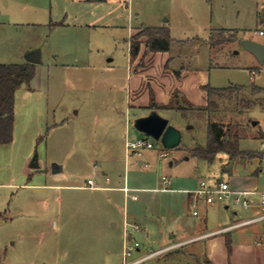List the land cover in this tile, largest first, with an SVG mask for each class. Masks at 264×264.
Returning <instances> with one entry per match:
<instances>
[{"label":"rangeland","instance_id":"374dc122","mask_svg":"<svg viewBox=\"0 0 264 264\" xmlns=\"http://www.w3.org/2000/svg\"><path fill=\"white\" fill-rule=\"evenodd\" d=\"M263 2L0 0V62L24 61L31 51H39L42 58L32 88L16 91L13 141L0 145V264H106L107 251H114L116 264L131 262L181 237L177 224L188 218V207L183 205L187 193L182 189L196 186L202 178L223 179L230 185L251 182L257 187L249 190L250 206L230 202L228 208L224 203L209 208V222L218 223L224 213L234 216L235 210L236 219L263 213L264 154L230 163L226 151L209 160L154 139L155 146L137 157L126 145L147 135L134 120L152 111L130 103V75L137 73L135 67L154 65L152 77L158 80L163 68L172 70L174 81L183 79L175 88L181 94L192 89V81L203 79L214 86L241 85L237 96L219 102L211 119L229 126L231 136L238 134L242 149L264 153V106L243 103L261 96L260 91L253 93L255 86L264 87V62L243 44L247 38L264 43L258 32L264 25L256 15ZM145 24L167 25L171 46L155 56L144 54L142 43L134 65L131 35ZM222 27L237 30V36L213 47L211 31ZM142 75L146 79L150 74ZM195 96L199 103L195 106L206 104ZM145 99L142 96L140 103ZM158 112L182 130L183 144H206V116L178 109ZM163 150L169 154L162 156ZM36 152L41 170L29 165ZM138 158L148 166L138 164ZM58 163L64 164V171L56 170ZM95 163L122 182L127 177L131 187L159 189L131 190L125 198L119 191L91 194L53 187L57 182L85 184ZM164 175L172 180L171 191L160 189L165 186ZM133 194L140 198H132ZM127 208L155 214L170 231L165 234L154 223L156 231H135L133 238L124 239ZM73 209L77 212L69 215ZM262 225L264 221L254 227ZM174 232L175 238L170 236ZM136 241L141 251L134 246L131 255L124 252L123 261L121 250ZM194 247L184 243L152 251L158 257L147 264H196L186 254Z\"/></svg>","mask_w":264,"mask_h":264},{"label":"crops","instance_id":"0c3cea01","mask_svg":"<svg viewBox=\"0 0 264 264\" xmlns=\"http://www.w3.org/2000/svg\"><path fill=\"white\" fill-rule=\"evenodd\" d=\"M261 9H264V2L258 6V9L256 11V15H258V11ZM260 30V28H258ZM264 35V34H263ZM158 52H151L156 56ZM41 56V55H40ZM42 60V58H41ZM36 62V69L38 67V64L41 62ZM137 60V57L135 59H131V62L135 65V61ZM24 61H29L28 59ZM24 61H18V62H24ZM166 66V65H165ZM154 68V65L152 67H135L136 74H131L130 79L131 83L128 85L127 88H129V94L130 103L134 107H147L150 104L151 99V93L153 92L155 99L159 103H168L172 98L173 90L178 87L179 81L181 82L183 79H180L178 81H174L170 75L172 73V70L170 68H163L162 73H160L161 80L156 79L155 77H152V70ZM167 70V72H165ZM143 72H147L150 75L146 79H144V76L142 75ZM186 76L187 73H184ZM142 75V76H141ZM157 75V74H155ZM34 79V78H33ZM32 79V80H33ZM208 83V81H205L204 79L201 81H192V89H188L184 91V95L192 102V103H198L196 100L197 96H201L203 98L202 103L204 104L207 102L206 99V92L202 88L203 84ZM145 86V87H144ZM26 88H32L31 82L29 85L26 84V86H21ZM151 92V93H150ZM142 96H145L146 99L144 100V103H140V98ZM80 111V110H79ZM79 111L76 110V113L79 114ZM147 113H142L141 115H144ZM13 141V140H12ZM1 145V144H0ZM138 164L144 165V161L141 158H138L137 160ZM31 163V162H30ZM29 163V165H30ZM32 167V166H31ZM35 168V167H33ZM56 170L61 172L65 170L64 164L58 163L56 165ZM36 169L41 170V165L39 167H36ZM72 178V176L70 177ZM89 179H93L95 185H91L89 183ZM113 182V183H112ZM200 183V180L196 183V186L192 188H183L182 190L187 193L185 196L183 205L188 207V218H185V221L181 220L178 222L177 226L179 228V231L181 233V237L173 240L172 242H168L164 246L156 249H164L169 246H174L178 244H184V243H190L191 245L195 246L194 250L195 253H205L215 264H264V245H258L257 241L258 239L262 238L264 240V225L260 227H254V224L264 221L258 220L252 223H248L245 225H240L234 228H231L225 232L215 233L211 234V232L218 230L223 227L230 226L234 223L247 220L250 218H253L255 216H258L260 214H256L254 216H249L247 218L241 217L236 219L235 216H237L239 213L237 210L234 211V216H230L229 214L224 213V217L218 222L214 223L209 222V208H213L216 206H219L220 204L215 205H208L203 200L199 199L194 193L193 190L198 187ZM231 183V182H230ZM165 184V183H164ZM53 187L56 189H79V190H89L91 194L96 192H104V191H110V192H124V197L128 198L130 197V191L131 190H158L159 188H147V187H131L128 184L127 177L124 178V181L122 182L117 177L113 178L107 170H104V168L93 164V167L91 168V175L87 178L85 184H79V183H67V182H57L53 184ZM231 187L235 191H249L253 189H257L256 185L252 184L251 182H235L234 184H231ZM164 191H171V187L166 188V185L160 188ZM181 189V188H180ZM61 199V196L58 197ZM132 198L139 199L138 194H133ZM225 206L228 208L229 205ZM250 206V205H249ZM198 209L199 213L195 214L194 210ZM264 210V208H262ZM77 212L70 211L69 215H74ZM193 214H190V213ZM124 239L134 237L133 232H142V231H156L157 225L158 229H161V232H164L165 234L170 231L168 226H164L162 221L159 222V218H156L155 214H151L150 216L145 214L142 211H131L129 208L124 210ZM178 216V215H177ZM154 223H158L155 225ZM116 225V222L113 223ZM253 226V227H252ZM248 227V228H247ZM238 229V230H236ZM236 230V231H235ZM178 233L174 232L171 233V237L175 238ZM253 234V235H252ZM168 236L164 239V241H167ZM228 241L231 242V251L228 250ZM126 249V247H125ZM138 251H141L140 246L137 247ZM154 250V251H156ZM124 248L121 250V258L123 261H125V255H124ZM114 251H107L106 255V264H116L114 263L115 257L112 256ZM156 253V252H155ZM156 257L154 253L148 252L144 253L142 255H139L134 260L141 259V261L135 263V264H147L148 261H151L153 257ZM158 257V256H157ZM156 257V258H157ZM153 264V263H151Z\"/></svg>","mask_w":264,"mask_h":264},{"label":"trees","instance_id":"16d2710c","mask_svg":"<svg viewBox=\"0 0 264 264\" xmlns=\"http://www.w3.org/2000/svg\"><path fill=\"white\" fill-rule=\"evenodd\" d=\"M258 23L264 25V10L258 11ZM264 29V28H260ZM237 30L232 28H215L211 31L210 42L214 47L217 44L233 40ZM145 37V38H144ZM171 32L167 25H146L140 32L131 35L130 51L131 59H135L141 52L142 43L145 44V53L166 51L171 46ZM253 71V70H252ZM36 74V63L32 61L24 62H0V144L12 142L14 138V126L16 120V91L23 83L30 84ZM202 88L206 92L207 102L203 106H195L179 89L173 91L171 100L168 103H159L151 93L150 109H178L184 114H192L195 117L208 118L207 142L206 144L198 143L195 146H186L181 142L175 148L184 147L193 156L214 159L220 151H226L229 154L230 163L238 157L252 159L256 156H262V152H253L242 149L239 146L240 136L230 135V127L222 122L211 119V114L218 110L221 100H231L237 96L241 85L214 86L210 82L203 84ZM260 91V97L246 99L245 107H250L257 102L264 106V87L255 86L253 93ZM244 99V98H243ZM255 151V150H254ZM260 153V154H259ZM263 157V156H262ZM3 215L2 212L0 216ZM228 250L231 251V242L228 241ZM156 250V249H155ZM154 251V250H152ZM151 251V252H152ZM188 256L195 258L196 264H215L205 253H195L190 251Z\"/></svg>","mask_w":264,"mask_h":264},{"label":"built area","instance_id":"2783aa9c","mask_svg":"<svg viewBox=\"0 0 264 264\" xmlns=\"http://www.w3.org/2000/svg\"><path fill=\"white\" fill-rule=\"evenodd\" d=\"M258 32L260 34H264V29H260L258 30ZM126 145H127V150L129 153L134 154L137 157H142L144 154V150L148 148H153L155 146V142H154L153 137L146 135L144 137H137L134 140H128ZM168 154L169 153L166 150H163L161 152L162 156H167ZM145 166H148V163H145ZM163 180L166 185V188H169L172 183L171 178L164 175ZM89 183L91 185H95L93 179H89ZM193 193L199 199L203 200L208 205H215L218 203H224L226 205H229L230 202H233L236 205L247 207L251 204V200L248 195L249 191H246V190L235 191L231 187L230 183L227 180H223V179H216L214 181H211L207 178H202L200 180L198 187L193 190ZM262 203H264V193L262 194ZM194 213L198 214L199 210L195 209ZM263 219H264V212L253 218L243 220V221L234 223L230 226L215 230L211 232V234L225 232L231 228H234L240 225H245L248 223H252L258 220H263ZM257 244L264 245V240L262 238L258 239ZM136 245L138 246L140 245L138 241L135 242V245L126 246V250H125L126 257L132 254V249ZM141 260L142 258L138 260H133L131 262H126L124 264H135Z\"/></svg>","mask_w":264,"mask_h":264},{"label":"water","instance_id":"95a60500","mask_svg":"<svg viewBox=\"0 0 264 264\" xmlns=\"http://www.w3.org/2000/svg\"><path fill=\"white\" fill-rule=\"evenodd\" d=\"M243 44L247 49L253 51L262 62H264V43L247 38L243 40ZM27 59L35 63L40 61V52H29L27 54ZM22 86H26V83H23ZM256 123L257 121L254 120L253 124ZM134 125L138 130L146 133L156 140L161 141L164 147L167 148L177 147L181 144L183 139L182 130L171 124L169 119L161 115L157 109H152L149 114L141 115L135 118ZM38 156L39 155L36 152L30 163L32 167L36 168L40 166Z\"/></svg>","mask_w":264,"mask_h":264}]
</instances>
